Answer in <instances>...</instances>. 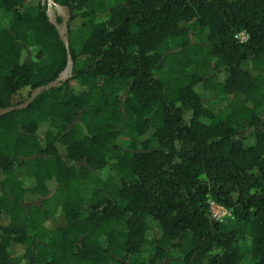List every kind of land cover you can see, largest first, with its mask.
<instances>
[{
	"label": "trees",
	"instance_id": "obj_1",
	"mask_svg": "<svg viewBox=\"0 0 264 264\" xmlns=\"http://www.w3.org/2000/svg\"><path fill=\"white\" fill-rule=\"evenodd\" d=\"M53 1L0 0V108L70 74L0 116V264H264V0Z\"/></svg>",
	"mask_w": 264,
	"mask_h": 264
},
{
	"label": "water",
	"instance_id": "obj_2",
	"mask_svg": "<svg viewBox=\"0 0 264 264\" xmlns=\"http://www.w3.org/2000/svg\"><path fill=\"white\" fill-rule=\"evenodd\" d=\"M50 2L54 4L55 8H50L48 14L51 18V21L55 23V25L57 26L61 38H63L65 44L68 47L69 36L67 34V21L69 19V11L66 6H61L59 4H56L53 0H50ZM55 9L63 19L61 24H58L55 20ZM69 77L70 74L68 73V70H65L56 80L35 88L32 91L31 96L24 102L14 106L0 108V116L10 113L14 110H21L27 108L35 100V98L39 96L41 93H43L46 90L52 89L54 87L61 86L63 81H66Z\"/></svg>",
	"mask_w": 264,
	"mask_h": 264
},
{
	"label": "rangeland",
	"instance_id": "obj_3",
	"mask_svg": "<svg viewBox=\"0 0 264 264\" xmlns=\"http://www.w3.org/2000/svg\"><path fill=\"white\" fill-rule=\"evenodd\" d=\"M48 7V12H49V9L50 8H55L54 7V4L52 2H50V0H42ZM77 36H80L81 35V32H78L76 34ZM245 35H241V38H244ZM232 97H225V98H222V99H214L212 98V95L211 94H208L207 97H206V101H207V104L210 105V106H215V107H219V108H224L227 104V102L231 99ZM150 133H148L147 135H149ZM146 135V136H147ZM130 140V136L125 134V135H122L121 137H119L118 141L119 143L122 145V146H126L128 144ZM15 179L17 180H21V181H24L26 179V175L23 171H20L18 172L15 177ZM88 190V189H87ZM87 193V192H85ZM214 211L219 214V213H222V210L221 209H214ZM229 219H232L228 214H225L222 218L223 221H227ZM20 251V248L18 246H16L15 248V252L18 253ZM147 251H145V254L147 255Z\"/></svg>",
	"mask_w": 264,
	"mask_h": 264
},
{
	"label": "built area",
	"instance_id": "obj_4",
	"mask_svg": "<svg viewBox=\"0 0 264 264\" xmlns=\"http://www.w3.org/2000/svg\"><path fill=\"white\" fill-rule=\"evenodd\" d=\"M242 35L244 36V34H242ZM245 38H246V37H244V38H242V39H245ZM211 207H212V212H213L214 216H215L217 219L222 220V218H223V216H224L225 214H230V212H229L228 210H226L224 207H222V206L216 204L215 202H211ZM216 208L221 209V210H222V213L217 214V213L214 211V209H216Z\"/></svg>",
	"mask_w": 264,
	"mask_h": 264
}]
</instances>
